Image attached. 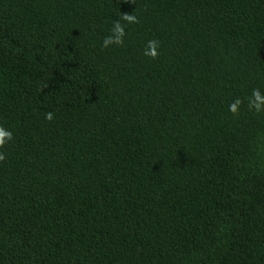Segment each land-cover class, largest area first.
Segmentation results:
<instances>
[{"label":"trees","instance_id":"trees-1","mask_svg":"<svg viewBox=\"0 0 264 264\" xmlns=\"http://www.w3.org/2000/svg\"><path fill=\"white\" fill-rule=\"evenodd\" d=\"M253 89L264 0H0V264H264Z\"/></svg>","mask_w":264,"mask_h":264},{"label":"clouds","instance_id":"clouds-1","mask_svg":"<svg viewBox=\"0 0 264 264\" xmlns=\"http://www.w3.org/2000/svg\"><path fill=\"white\" fill-rule=\"evenodd\" d=\"M138 17L132 13L121 14L120 18L112 22V28L110 31V35L106 36L101 44L102 48H108L112 45H123L124 37L126 36L125 25L128 24H138ZM159 47L160 44L157 40H150L147 42V45L144 49L143 54L152 59H155L159 55ZM47 85L42 86L46 88ZM243 101L240 98H236L232 103L229 104L228 110L234 115L238 116L240 113L241 106ZM248 108L253 110L256 113L264 112V94L261 93L259 89H253L251 93V97L248 99ZM46 120H53L54 113L47 112L45 113ZM13 140V132L0 125V149H3L4 146ZM6 155L3 152H0V162L5 161Z\"/></svg>","mask_w":264,"mask_h":264}]
</instances>
